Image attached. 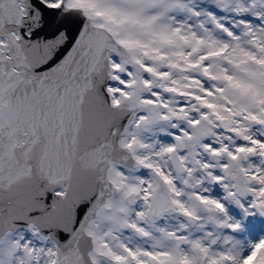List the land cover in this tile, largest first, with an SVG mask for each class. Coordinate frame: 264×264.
I'll return each instance as SVG.
<instances>
[{"label":"snow or ice","instance_id":"snow-or-ice-1","mask_svg":"<svg viewBox=\"0 0 264 264\" xmlns=\"http://www.w3.org/2000/svg\"><path fill=\"white\" fill-rule=\"evenodd\" d=\"M0 264H264V0H0Z\"/></svg>","mask_w":264,"mask_h":264}]
</instances>
